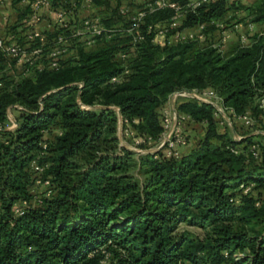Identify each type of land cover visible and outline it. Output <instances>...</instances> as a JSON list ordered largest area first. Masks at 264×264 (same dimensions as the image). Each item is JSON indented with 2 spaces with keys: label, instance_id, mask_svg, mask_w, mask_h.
Masks as SVG:
<instances>
[{
  "label": "trees",
  "instance_id": "16d2710c",
  "mask_svg": "<svg viewBox=\"0 0 264 264\" xmlns=\"http://www.w3.org/2000/svg\"><path fill=\"white\" fill-rule=\"evenodd\" d=\"M23 1L9 0L17 12L9 30L29 13L27 6L15 8ZM49 1L69 7L67 0ZM92 1L104 9L103 22L126 25L110 27L91 45L76 37L56 68L1 77L0 264H101V258L106 264H264V31L227 52L206 41L209 30L221 32L216 24L231 26V14L234 24L264 25V0H212L178 27L204 23L203 42L164 46L152 44L151 35L130 42L119 0ZM170 16L171 10L159 9L144 21L154 25ZM178 89H210L224 108L238 116L248 111L255 122L232 121L243 136L236 140L231 130H219L210 105L180 100L177 112L204 134L178 161L162 150L135 154L119 146L117 111L132 138L155 141L163 130L161 110ZM9 108L13 131L3 129ZM44 143L49 185L36 192L30 163ZM251 144L256 158L232 151ZM240 183L254 186L242 194ZM22 201L28 203L22 214H14ZM180 224L204 236L178 230Z\"/></svg>",
  "mask_w": 264,
  "mask_h": 264
},
{
  "label": "built area",
  "instance_id": "2783aa9c",
  "mask_svg": "<svg viewBox=\"0 0 264 264\" xmlns=\"http://www.w3.org/2000/svg\"><path fill=\"white\" fill-rule=\"evenodd\" d=\"M131 1L119 0V13L126 17L128 24L125 32L131 35V43L144 41L149 35H151L150 42L158 46L187 41L203 42L205 40L204 23L197 21L194 27H191L195 29L193 31L179 30L178 27L188 12H193L195 9L207 5L212 0H142L141 6L132 10L128 6ZM23 2H27L29 13L15 23L14 28L11 30L7 28L12 24L9 16L5 12L0 11V19L4 23V30L0 33V90L5 86V79H1L4 74H10L13 70L20 76L30 77L42 69L56 68L58 61L71 51V44L76 37L83 38L86 45H91L96 37L107 35L111 30L105 26L100 16L90 13L95 9V4L92 0H67L68 8L61 6L54 8L49 0H26ZM8 7L9 0H0V9ZM40 9H45L53 17L52 24L56 33L50 39L35 29L37 23L43 19L39 15ZM159 9L171 10V16L168 21L154 25L145 24L144 18ZM80 11H85L87 14L80 17L78 16ZM72 15H76L79 18L71 20ZM141 26L142 29H140ZM216 26L221 29V42L226 41L229 37L230 29L223 28L219 23ZM253 26L252 23H248V31H252ZM112 81H117V78H113ZM180 100H192L197 103L210 105L213 108V117L218 125H223L224 123L231 125L232 121H234L244 127H251L255 122L248 111L238 116L224 108L220 99L210 89L192 91L178 89L169 95L161 110L163 130L160 137L155 141L149 138L145 140L141 137H135L131 145L132 151L136 154H144L162 150L167 159L171 161L180 159L182 155L181 148L185 146L184 128L190 122L188 115L179 113L176 110V102ZM260 107L264 110L263 98L260 99ZM119 123H122L121 119ZM201 124H205V121ZM16 125L9 108L7 109V122L3 125V129L13 131ZM128 130L127 134L132 136L133 132L130 129ZM257 133L262 132L258 130L252 132V134ZM242 137L234 132V139L240 140ZM145 142L150 143L151 146H143ZM45 148L46 144L44 143L41 146V150L35 154L30 163V168L34 173V187H48L49 185L48 178L43 176L49 165L48 162L43 161L46 156ZM232 151L235 154H251L255 158L259 155L256 145L253 144L233 147ZM253 186V183H240L238 190L242 194H247ZM37 198L38 196L35 194L34 199L37 200ZM27 204V202L22 201L14 206V214L21 215L23 208ZM102 263L106 264L105 259Z\"/></svg>",
  "mask_w": 264,
  "mask_h": 264
},
{
  "label": "rangeland",
  "instance_id": "374dc122",
  "mask_svg": "<svg viewBox=\"0 0 264 264\" xmlns=\"http://www.w3.org/2000/svg\"><path fill=\"white\" fill-rule=\"evenodd\" d=\"M141 1L142 0H140L139 3L131 1L128 6L130 7L131 10L135 9V8L141 6V4H142ZM169 1H173V0H169ZM111 2H112V5H114V1L111 0ZM94 8L95 9L92 10V12H90L91 14L105 18L106 15L105 14H104L105 16L103 15L104 9H102L101 6H95ZM90 13H88V14H90ZM230 13H232V12H230ZM232 15L233 14H231L230 17H227V20L230 21L228 25H231L230 27H228L230 30L232 29V27L234 26V23H235V22H231V21L234 20ZM104 23H105V26L107 28H110L112 26L114 28H120V27L126 25L125 23H124L125 24L124 25L120 21H116V19H113V20L109 21V23L107 21H105ZM219 24H221L223 26V28H224V26H225L224 22L219 23ZM217 28H219V27H217ZM211 31L212 30H209L207 32V35H206V41L207 42L214 40V33H211ZM215 36H217L216 33H215ZM220 38H221V36H220ZM220 38H219V40L217 38V40H215V41L221 45L223 42H220ZM83 40H84L83 38L79 39V41H83ZM230 126H232V124L231 125H227L226 123H224L223 125H220L219 130L226 131L229 134ZM125 129H127V130H125ZM128 131H129L128 128H123L122 125L119 124L118 129H117V137H118L119 146L127 149L129 152L135 153L134 151L131 150V145L133 144V138H132L131 135L127 134ZM184 133H185V135H184L185 136V146L183 147L182 151L183 152H187V151H190V149L196 147L198 145V143L202 140L203 134H204V130H203V127L200 124L189 122L188 124L185 125ZM257 140L258 141H262L260 138H257ZM144 144L146 145V142ZM149 146H151V144ZM133 172L135 174L136 170H134ZM34 190L36 192L37 191L38 192L39 191L42 192L43 188H39L38 187V188H34ZM178 230L189 231L191 234H193L195 236H199L201 238L204 236V233H205L203 230H201L199 228L191 227V226H188V225H185V224H180L178 226ZM241 255H243L242 252H236L235 253L236 257L241 256ZM103 260H104V258H101V261H100L101 264H103L102 263Z\"/></svg>",
  "mask_w": 264,
  "mask_h": 264
},
{
  "label": "crops",
  "instance_id": "0c3cea01",
  "mask_svg": "<svg viewBox=\"0 0 264 264\" xmlns=\"http://www.w3.org/2000/svg\"><path fill=\"white\" fill-rule=\"evenodd\" d=\"M136 3H139L140 0H132ZM242 3L244 4H250L254 2L255 0H241ZM27 6V2H20L18 3L15 8H18L19 10H23ZM3 10V11H2ZM1 12H5L9 16V20L12 21L15 19V14L17 13L15 9L13 8H4L0 9ZM87 12L85 11H80L78 16H84L86 15ZM39 15L43 18L40 22L37 23L35 26V29L40 32V33H48L53 30V17L49 15V13L45 9H40L39 10ZM238 17L243 16V12H239V14H236ZM234 21V20H233ZM231 21V22H233ZM4 30V23L0 19V33L3 32ZM189 30H195L193 28H186L183 31H189ZM264 31V25L261 22L255 23L253 26L252 31H248L247 26H245L243 23H238L234 24L232 29L230 30L229 37L226 41H224L221 46L220 50L223 52H227L229 49L234 47L235 45L243 44V45H248L249 44V39L248 37L253 34V33H261ZM215 33L217 36H215ZM217 38H220L219 32H214V42L217 40ZM221 42V40H220ZM216 43V42H215ZM232 135L234 136V130L233 128H230ZM183 150V147L181 148V151ZM182 153H185L182 151Z\"/></svg>",
  "mask_w": 264,
  "mask_h": 264
},
{
  "label": "water",
  "instance_id": "95a60500",
  "mask_svg": "<svg viewBox=\"0 0 264 264\" xmlns=\"http://www.w3.org/2000/svg\"><path fill=\"white\" fill-rule=\"evenodd\" d=\"M117 113H118V126H119V122H120V114H119V112L117 111Z\"/></svg>",
  "mask_w": 264,
  "mask_h": 264
}]
</instances>
